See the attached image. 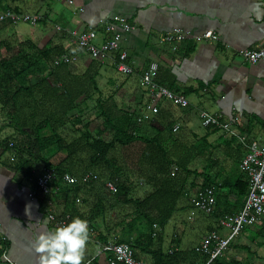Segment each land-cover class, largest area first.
<instances>
[{
	"label": "crops",
	"instance_id": "0c3cea01",
	"mask_svg": "<svg viewBox=\"0 0 264 264\" xmlns=\"http://www.w3.org/2000/svg\"><path fill=\"white\" fill-rule=\"evenodd\" d=\"M7 2L21 12L41 13L43 19L35 25L20 22L13 26H0V37L31 40L39 48L49 44L60 47L64 53L58 58L66 55L70 59L67 63L55 65L60 83L88 70L95 74L98 86H121L126 90L128 103L140 108L149 101V97L140 86L139 77L150 63L157 62L156 83L175 86L179 93L194 90L184 95L190 103L187 107L160 100L159 123L156 121V129L152 127V130L156 135L157 131H164L160 124L171 123L172 132L182 133L179 139L186 137L191 140H186L185 161L191 167L196 166L198 171L210 167L213 174H220L222 179L232 182L242 175L239 163L245 152L242 147L236 148L234 142L230 145V138L221 131L202 127L199 116L202 110L221 114L224 121L246 136L249 144H264V59L251 64L239 56L240 50H255L263 44L262 0ZM114 15L124 18L131 26L128 31L117 27L119 47L111 54L117 58L122 50L126 51L127 61L135 69L129 76L117 72L112 60H93L74 43V35L88 30L96 32L97 43L107 40L112 33L105 35V24ZM175 29L182 30L185 38L174 41L175 49H172L173 45L166 43L164 38L168 34L174 35ZM208 30L213 31L218 39H197ZM134 109L132 106L131 110ZM144 109H141L142 113ZM147 112L148 115H144L149 118L154 115ZM5 113L3 111L0 115V125H4ZM175 126L177 130H173ZM11 130L4 125L0 133L9 135ZM4 159L5 155L0 158V257L5 256L7 262L17 264H39L33 238L37 233L55 228L46 217L47 210L52 209L60 216L66 212L65 205L63 199L54 198L45 203V208L42 207L44 198L29 197L31 186L23 179L22 173L11 171L3 163ZM216 197L218 219L207 216L210 221L206 225L214 230L218 228L224 238L217 222L221 216L237 212L240 205L234 204L235 197L231 193L225 196L217 190ZM251 239L252 234L245 231L234 243L246 244ZM101 247L89 234L82 263L108 264L109 255L102 252ZM258 251L264 255V247ZM140 260L144 262V259Z\"/></svg>",
	"mask_w": 264,
	"mask_h": 264
},
{
	"label": "trees",
	"instance_id": "16d2710c",
	"mask_svg": "<svg viewBox=\"0 0 264 264\" xmlns=\"http://www.w3.org/2000/svg\"><path fill=\"white\" fill-rule=\"evenodd\" d=\"M8 9L23 13L7 0H0V13ZM5 25L14 24L9 20L0 22V26ZM59 48L52 44L39 48L31 40L14 42L0 37V115L6 112L8 121L4 125L12 128L9 135L0 137V158L5 155L3 163L11 171L22 173L32 191L44 169L55 170L56 178L49 185L59 187V191L34 194L44 198L42 207L54 198L63 199L64 214L71 219H86L93 231L91 238L98 244L103 246L113 239L128 243L135 258L147 257L150 264H264V255L258 251L264 247V227L259 224L246 226L211 261L209 254L198 250V245L181 250L177 235L172 246L163 248L165 226L175 213L185 209L179 206L181 198L188 202L186 208L196 209L190 201L196 190L215 185L216 192L233 194L234 204L241 206L248 190L247 177L241 173L231 182L213 174L210 167L198 171L189 166L185 161L187 144L174 136L171 123L160 124L163 132L144 135L147 126L139 122L145 115L137 114L136 109L124 110L111 94L104 96L95 74L88 70L60 83L54 63L64 53ZM164 87L179 93L175 86ZM92 100L94 104L90 105ZM92 112L102 118L96 134L89 130L86 121ZM158 112L146 122L159 123ZM105 132L107 138L103 137ZM228 142L231 145L234 141ZM87 172L95 173L98 179L71 186L63 182L65 174L80 177ZM106 180L116 184L115 193L104 190ZM133 180L144 185L143 196H132ZM217 205L216 200L211 214L196 210L217 220ZM109 212L115 213L110 222ZM217 223L219 226V220ZM216 230L210 226L207 234ZM245 231L252 234L250 243H234ZM1 260L0 257V264H7Z\"/></svg>",
	"mask_w": 264,
	"mask_h": 264
},
{
	"label": "built area",
	"instance_id": "2783aa9c",
	"mask_svg": "<svg viewBox=\"0 0 264 264\" xmlns=\"http://www.w3.org/2000/svg\"><path fill=\"white\" fill-rule=\"evenodd\" d=\"M262 4L264 8V0H262ZM42 16L41 13H19L8 9L0 13V22L9 20L13 24L20 22L36 23L41 20ZM117 27H121L126 31L131 29L130 24H128L124 18L114 15L111 20L105 24V35L108 36L112 33V36L107 40L97 43L96 32L94 30H88L85 33L74 35V43L93 60H103L105 58L112 60V65L117 72L124 76H129L134 73L135 69L127 61L126 51L122 50L117 58L111 55L119 47ZM184 38L185 35L183 31L175 29V34L166 35L164 40L166 43L173 45L174 41H182ZM197 39L217 40L218 37L213 31L208 30L201 36H198ZM172 49H175L174 45ZM239 56L251 64H255L264 59V41L263 44L255 50H240ZM69 61L70 59L68 56L62 55V58H57L54 63L59 65ZM157 70L158 63L152 62L139 77L140 86L146 90L149 97V101L142 107V109L145 108L143 111L148 110L152 114L157 113L159 110L158 102L160 100H167L174 105L187 107L189 101L184 95L173 92L163 85L156 83L155 78ZM199 116L202 127L221 131L228 136V138L232 139L235 144L245 149L239 167L241 172L244 173L248 179V190L239 210L232 214H225L219 219V225L229 228L230 233L222 238L217 231H211L203 237L197 246L199 251L210 255L209 261H211L217 255H220L222 250H224L246 226L255 225L264 218V144H249L246 136L234 129L229 122L224 121L222 115L219 113L202 110L199 112ZM145 118L148 117L145 116ZM177 129V126L173 128V130ZM55 173L53 169H44L43 173L37 176L36 189L29 192V197L32 198L36 191L40 195H50L58 192L59 187H52L49 185V182H51L53 178H56ZM97 179V175L93 172H87L80 177L70 174H65L63 176V182L69 186L75 183L89 184ZM217 185H221V182H218ZM104 190L113 194L117 191V186L112 180H106L104 183ZM216 196V186L209 185L203 189L196 190V193L192 196L190 201L196 209L206 214H211L215 209ZM76 201L79 202V199ZM46 217L55 227L71 220L69 214L57 216L52 209L47 210ZM90 231L92 230L90 229ZM101 251L108 253V264H145L143 261L134 257L133 250L128 243H118L116 239L109 240L101 247ZM1 259L2 262H7L5 256L4 258L1 257ZM7 264L17 263L7 262ZM82 264H90V261H85Z\"/></svg>",
	"mask_w": 264,
	"mask_h": 264
},
{
	"label": "rangeland",
	"instance_id": "374dc122",
	"mask_svg": "<svg viewBox=\"0 0 264 264\" xmlns=\"http://www.w3.org/2000/svg\"><path fill=\"white\" fill-rule=\"evenodd\" d=\"M12 37H13V35H12ZM13 41L15 42V41H17V39H13ZM60 58H62V56ZM62 65H67V64H62ZM70 65H72V64H70ZM99 88L102 91V94L104 96L111 94L113 96L114 101L120 107H122L124 110H131V107L133 106L137 110V112H136L137 114L143 115V116H144V114L148 115L147 111H144L143 113L141 112L142 107H140L141 108L140 109L139 107H136V105H130L128 103L129 101L127 99H125L126 98L125 97L126 90L122 89L121 86H118V87L113 86L112 88H108L107 86H99ZM129 88H132V86H129ZM97 96H98V94L95 93L93 98L96 99ZM91 104L92 105L94 104V100L90 101V105ZM93 115H94L93 117L90 116V118H86V121L87 120L89 121L87 124L89 130L96 134V130L101 127L102 118L98 114L95 115L93 113ZM147 117L149 119V116H147ZM146 120H147V118L144 117L139 123H140V125L142 123L146 124L145 128H146V126H147V128H146V132L144 133V135L147 134L148 136H151L154 134L153 130L156 129V126L154 125V124H156V121H155V123L149 122L150 124H148L146 122ZM6 121H8L7 116H6V118H3V123H6ZM83 124H85V123H83ZM152 125H154V126H152ZM136 127H138V125ZM152 127H153V130H152ZM11 131H10V133H11ZM174 132H177V131H173V134H174ZM107 134L108 133L105 132L103 134V137L107 138V136H106ZM222 134H224V133H222ZM0 136H2V137L7 136L6 132L0 133ZM174 136L177 138H180V136H182V133H180L178 131L176 134H174ZM225 137L227 138L228 136L225 135ZM186 140L188 142L191 141L189 139H186V137L181 138L178 141L179 142L182 141V142L186 143ZM199 166H200V164H199ZM192 167L194 169H196V166H192ZM133 181H134L133 182V189L134 190L132 192V196L135 198L143 196L144 192H145L144 185L143 186L140 185V182L137 180H133ZM187 205H188V202L186 201V199L181 198L179 201V206H183V208H185V209L175 213L173 218L168 222V224L164 228L165 237H164L163 248L165 250L168 247H170V245L172 246V244H173L172 241H173L174 235H177L180 237V240H181L180 241L181 242L180 248H181V250H185V249L190 248L192 246L195 247V246L199 245V243L201 242L203 237L207 234V227H206L207 225L206 224L209 223L210 220L206 218L207 216L202 215L198 210L186 208ZM114 216H115L114 212H109L107 214L108 222H110L111 217H114ZM212 220H214V219H212ZM257 224H259L258 226H260V227H264V218L262 219V221H260ZM254 227H256V224L254 225ZM221 228H222V231L226 237L230 233V229L225 228L223 226H221ZM216 231L218 232V230H216ZM89 234H92V232H89ZM219 235H220V233H219ZM144 262H145V264H150V260H148L147 257L144 258Z\"/></svg>",
	"mask_w": 264,
	"mask_h": 264
},
{
	"label": "clouds",
	"instance_id": "9594fccd",
	"mask_svg": "<svg viewBox=\"0 0 264 264\" xmlns=\"http://www.w3.org/2000/svg\"><path fill=\"white\" fill-rule=\"evenodd\" d=\"M89 232L87 220L77 216L49 231L37 233L33 247L39 264H82Z\"/></svg>",
	"mask_w": 264,
	"mask_h": 264
}]
</instances>
